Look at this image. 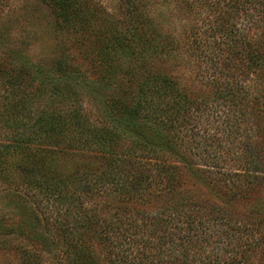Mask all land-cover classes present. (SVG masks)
Returning <instances> with one entry per match:
<instances>
[{"label":"trees","instance_id":"obj_1","mask_svg":"<svg viewBox=\"0 0 264 264\" xmlns=\"http://www.w3.org/2000/svg\"><path fill=\"white\" fill-rule=\"evenodd\" d=\"M32 1L61 49L0 57L24 110L23 132L0 136V250L19 264H264V0H173L191 19L179 27L157 16L170 0ZM18 2L0 0V45L31 10Z\"/></svg>","mask_w":264,"mask_h":264},{"label":"rangeland","instance_id":"obj_2","mask_svg":"<svg viewBox=\"0 0 264 264\" xmlns=\"http://www.w3.org/2000/svg\"><path fill=\"white\" fill-rule=\"evenodd\" d=\"M18 5H22L23 7L29 6L31 9L29 12L27 9H24L20 15L14 17L12 21L6 24L8 31L4 33L5 43L0 45V57L3 54L4 58H9L10 61H13V58H21L22 60L27 59L31 62H37L40 60L51 61L56 59L60 55V38L56 29L55 20L50 13L49 8L45 5H42L38 2L32 0H18ZM173 0H170L165 7H159L157 11V16L162 15V19L167 20V22L171 23V26L174 27L176 24L179 27L184 19V24H189L191 19L189 17L181 16L177 9L174 7ZM103 4L109 9H114L116 5V0H101ZM27 11V12H26ZM16 19V20H15ZM13 49L12 52H8L9 48ZM18 50L20 52H18ZM174 71V70H173ZM182 71V70H181ZM175 73L177 72L174 71ZM184 73H180L183 80L187 83L191 84L193 81H197L198 77H196L195 73L188 71H182ZM9 82L6 79H2L0 76V136L7 135L9 139L15 137V135L21 134L23 132V128H16L13 125V121L18 120V117L21 118V114L24 112L22 108V102H18V106H11L9 101L11 100L10 91H9ZM11 107L17 109L13 110ZM9 109L8 111H6ZM5 118V120H3ZM258 138L255 139L257 142ZM83 156V157H82ZM91 154L87 155H64L58 157V162L56 165V170L59 174H68L77 168H81L87 163L92 162L89 161V157ZM57 158V157H56ZM8 163L6 167L10 170L9 177H15V180H18L21 176L19 171L16 169V164L23 161V155L15 156L13 158L8 157ZM89 161V162H88ZM196 181L195 185H191L193 190L199 191L203 193L206 197L218 201V198L214 195V193L210 190L209 187L206 186L205 183L201 182L200 179L194 178ZM263 189V197H264V187ZM5 198L0 194V210L4 207ZM13 207V211L16 214L15 218L23 217V208L20 206L10 205L8 208ZM19 255L14 252H8V250H0V264H19Z\"/></svg>","mask_w":264,"mask_h":264}]
</instances>
